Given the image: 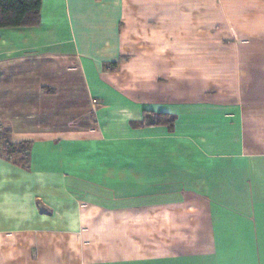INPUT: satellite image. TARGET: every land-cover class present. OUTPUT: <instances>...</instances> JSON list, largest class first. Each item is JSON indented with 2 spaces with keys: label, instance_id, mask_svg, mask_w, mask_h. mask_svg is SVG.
Masks as SVG:
<instances>
[{
  "label": "crops",
  "instance_id": "crops-1",
  "mask_svg": "<svg viewBox=\"0 0 264 264\" xmlns=\"http://www.w3.org/2000/svg\"><path fill=\"white\" fill-rule=\"evenodd\" d=\"M0 124V264H264V0H43Z\"/></svg>",
  "mask_w": 264,
  "mask_h": 264
},
{
  "label": "trees",
  "instance_id": "trees-1",
  "mask_svg": "<svg viewBox=\"0 0 264 264\" xmlns=\"http://www.w3.org/2000/svg\"><path fill=\"white\" fill-rule=\"evenodd\" d=\"M43 0H0V31L36 27L40 23ZM116 70L117 64L109 68ZM144 120L135 126H164L173 131L176 118L166 113L145 112ZM8 130V129H7ZM7 138L2 148L1 156L17 164L27 161L31 144L23 142L13 144L10 141V131H6Z\"/></svg>",
  "mask_w": 264,
  "mask_h": 264
},
{
  "label": "rangeland",
  "instance_id": "rangeland-1",
  "mask_svg": "<svg viewBox=\"0 0 264 264\" xmlns=\"http://www.w3.org/2000/svg\"><path fill=\"white\" fill-rule=\"evenodd\" d=\"M6 131H8L7 128L0 124V147H3L7 138Z\"/></svg>",
  "mask_w": 264,
  "mask_h": 264
},
{
  "label": "built area",
  "instance_id": "built-area-1",
  "mask_svg": "<svg viewBox=\"0 0 264 264\" xmlns=\"http://www.w3.org/2000/svg\"><path fill=\"white\" fill-rule=\"evenodd\" d=\"M2 152V148L0 147V153Z\"/></svg>",
  "mask_w": 264,
  "mask_h": 264
}]
</instances>
